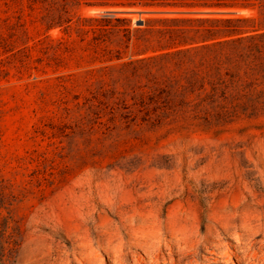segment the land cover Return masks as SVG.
<instances>
[{
    "label": "rangeland",
    "instance_id": "obj_1",
    "mask_svg": "<svg viewBox=\"0 0 264 264\" xmlns=\"http://www.w3.org/2000/svg\"><path fill=\"white\" fill-rule=\"evenodd\" d=\"M205 1L0 0V264L149 248L171 232L190 246L192 264H259L264 104L222 117L203 115V105L174 108L156 120L165 110L138 103L145 79L122 71L148 56L170 66L182 53L201 55L199 39L183 42L168 31L182 25L164 19L248 17L247 30L264 29L256 5ZM48 10L69 21L46 29ZM105 16L125 30L94 31L92 18Z\"/></svg>",
    "mask_w": 264,
    "mask_h": 264
},
{
    "label": "trees",
    "instance_id": "obj_2",
    "mask_svg": "<svg viewBox=\"0 0 264 264\" xmlns=\"http://www.w3.org/2000/svg\"><path fill=\"white\" fill-rule=\"evenodd\" d=\"M256 1V3H248L234 0L231 2L206 0L199 5L208 8L256 5L264 25V0ZM67 4L68 1H64V6ZM86 4L105 5L107 2H87ZM42 19L46 23V29L56 23L69 21V18H63L62 15L54 17L49 10ZM115 19L117 22L120 20ZM249 19L248 17L164 19L181 24L180 28H168V31L181 37L183 42L186 39H199L201 44L194 50L201 48L203 51L197 58L182 53V57L174 59L170 66H158L156 63H151L149 60L156 58L155 55L139 59V64H133L131 61L123 62V72L126 70L133 77L145 79L143 84L145 90L137 87L140 89L138 103L142 109L165 110L153 117L157 120L174 108L176 110L186 108V111L187 109L193 111L203 105L208 106V110H204L203 115H209L210 111H215V116L222 117L236 113L239 108L245 110L247 107H254L256 102L264 104V29L260 31L254 27L247 30L242 23ZM92 20L95 22L93 30L103 32L108 37L114 28L116 32L125 30L119 24H112L110 17L107 16L92 18ZM149 22L144 21L143 25L148 26ZM150 32L151 29L145 27L141 34L143 51L147 49L146 43L150 41L146 37ZM57 44H61V41ZM189 50L178 49L176 53ZM144 94L148 95L149 103L154 104L150 109L145 103Z\"/></svg>",
    "mask_w": 264,
    "mask_h": 264
},
{
    "label": "bare ground",
    "instance_id": "obj_3",
    "mask_svg": "<svg viewBox=\"0 0 264 264\" xmlns=\"http://www.w3.org/2000/svg\"><path fill=\"white\" fill-rule=\"evenodd\" d=\"M169 238L170 239L168 240L166 238H163L161 235L158 236L157 240L151 238L150 242H148L149 246H147L149 248H145V245H141L135 242H133L132 245H129V247L126 249L123 247H119L114 249L113 251H109L106 248H103L102 250L92 254L91 256L86 255L80 259L77 257L76 259H71L70 261L61 260V264H107L102 253L106 255V258L111 259L110 264H192V260L189 259V257L192 255L190 246L185 243H183L184 245H181V239L172 234V232ZM163 240H165V242L161 243ZM145 243L147 242L145 241ZM156 244V247H152ZM133 247L135 249H132ZM249 251L251 252V250ZM255 253L257 254V252L254 251V254ZM247 254L250 255L249 252ZM263 256L264 255L262 254L259 258V264H264ZM161 260L163 261V263L161 262Z\"/></svg>",
    "mask_w": 264,
    "mask_h": 264
},
{
    "label": "water",
    "instance_id": "obj_4",
    "mask_svg": "<svg viewBox=\"0 0 264 264\" xmlns=\"http://www.w3.org/2000/svg\"><path fill=\"white\" fill-rule=\"evenodd\" d=\"M139 13H141V12H139ZM138 24H142V20L141 19L138 21Z\"/></svg>",
    "mask_w": 264,
    "mask_h": 264
}]
</instances>
